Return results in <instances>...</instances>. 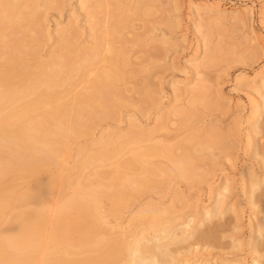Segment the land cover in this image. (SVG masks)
I'll return each instance as SVG.
<instances>
[{
  "label": "rangeland",
  "instance_id": "374dc122",
  "mask_svg": "<svg viewBox=\"0 0 264 264\" xmlns=\"http://www.w3.org/2000/svg\"><path fill=\"white\" fill-rule=\"evenodd\" d=\"M88 1L40 0L41 24L31 34L40 40L36 49L18 44L23 39L19 26L7 25L0 33L5 53L0 52L18 57L34 53V58L22 59L35 73L52 63L65 43H72L78 55L70 59V68L83 62L86 51L99 53L89 62L87 80L108 67L101 59L113 56L110 49L125 76V81H114L119 95L113 93L108 112L91 122L86 113L81 115L76 133L61 145L55 138V152L37 163V171L30 163L18 164L0 179V195L11 187L18 196L40 186L51 188L43 207L12 200L0 213V232L19 212L43 208L46 220L37 250L41 264L52 253L50 234L59 206L73 194L68 178L73 174L77 183H94L98 195L108 183L106 173L123 168L140 152L141 165L124 169L121 179L127 187H132L128 180L135 181L136 196L121 200L119 214L110 211L109 197L96 198L100 203L94 222L104 226L100 235L127 241L133 221L169 210L174 221L165 219L166 226L195 216L204 219L185 241L191 228L184 235L177 231L169 264H264V98L256 91L264 78V0H100V13ZM24 11L29 9L18 12ZM78 85L75 92L83 90L84 84ZM107 139L114 146L125 141L119 153L76 173L87 149L100 153ZM7 151L0 149V159L11 157ZM206 211H215L208 221ZM72 233L69 242L75 245L88 235L84 228Z\"/></svg>",
  "mask_w": 264,
  "mask_h": 264
},
{
  "label": "bare ground",
  "instance_id": "6f19581e",
  "mask_svg": "<svg viewBox=\"0 0 264 264\" xmlns=\"http://www.w3.org/2000/svg\"><path fill=\"white\" fill-rule=\"evenodd\" d=\"M89 1L93 3L96 12H102L104 6H102V0ZM85 3L88 5L87 2ZM42 4L40 0H0V33L4 32L7 25L19 26L22 29L20 30L23 31V39L17 40L18 44L22 45V49L27 48L30 50L32 47L36 49L35 46L40 44V40L38 42V35L32 37L31 34H35L36 29L41 24V22L38 23L40 18L38 9L41 8ZM21 9H29V12H18ZM17 12L18 15H22V18L16 16ZM91 17H93L92 21L95 26H98L99 19L97 16L94 14ZM119 20L118 23H121ZM34 23L39 25H33ZM118 23L117 25H119ZM95 31L94 28L93 32ZM41 34L43 35V33ZM105 36L111 38L109 34H105ZM4 38L1 39L2 42L5 41ZM108 40L110 39L108 38ZM17 42L14 46L17 45ZM4 44L2 43L3 47ZM0 50L3 51L2 48ZM59 50V54L53 57L55 59H52V63L38 67L39 72L37 73L33 72L31 67L25 63V58L22 59L25 56L34 58V53L27 54L29 52L27 51L25 56L18 57L21 54L15 56V53L12 52V54H4L5 51H3L4 53L0 52L4 55L0 54V59L3 60V57H6V60L3 63L1 60L2 64L0 63V149H8L7 153L11 156L8 159H0V179L4 175L12 173L14 167L18 164L30 163L34 166L32 170L37 171V163L42 159H50L55 152L54 145L57 142L54 139L57 138L58 144L61 145L63 139H66L65 137L75 134L77 126L79 128L77 122H80L78 121L80 119L78 118L84 113L89 116L88 120L91 122V120H95L96 116H100L107 109H110L114 103L112 101L114 99L113 93L116 92L114 81L120 82L122 79L125 81V76L122 74L119 64L115 61L116 56L113 49H110V52L114 57L107 59V56L106 58L102 56L104 60L101 59V62L107 63L108 67L105 70H97L95 78L90 81L87 80L88 69L92 66L89 62L92 58H97L99 53L93 52L92 49L86 51L82 55L81 61L83 62L74 69L70 68V59L72 56L76 57L78 55V50L72 43H65ZM108 50L106 51L109 54ZM1 56L3 57L1 58ZM25 79L29 82H24ZM78 83L84 84L83 90L81 91L79 88V92H75L74 89ZM60 88L63 89L60 90ZM115 89L118 90L117 87ZM113 90L114 92H112ZM256 91L264 98V78ZM198 92L200 91L195 93L196 96L199 95ZM118 95L116 94V96ZM69 96H72L71 99ZM68 110L72 112L70 115L67 114ZM120 142L117 146H114L115 143L111 139L105 140L102 153L87 149L80 164L77 168L75 167L77 169L76 173L81 174L92 163L111 158L110 156L119 153V147L125 141L121 140ZM151 151H146V154ZM139 153H133V157L126 162L123 168L119 167L114 172L105 175L108 183L103 185L104 188L99 192L100 199L109 197L108 199L113 202L110 210L113 214H119L122 207L121 200L126 195L129 198L136 196V192L133 191L135 181L128 180L132 187H127L122 184L121 179L124 177V169L141 165L142 157ZM140 170L144 173L143 165ZM73 177L72 174L67 180L70 185L72 184V197L64 200L59 206L60 216L50 234L52 253L41 264H169L174 261L172 257L175 251L171 248V245L175 244L179 238L177 231L180 230L184 235L191 228L186 238L183 239L185 241L194 236L198 231V227L204 222L203 218L198 219L195 216L186 219L180 225L166 226L165 219H169L171 211L159 210L143 214L141 219L133 221L131 236L127 241L111 239L106 236L105 238L104 235H100L102 234L100 229L102 231L104 226L102 228V225L99 226L94 222L98 212L97 203L99 202L96 199L99 194L97 195L98 192L93 189L94 183L87 184L84 181L85 185H82L75 182ZM253 184L255 187L258 185L257 182ZM50 194V187L40 186L34 192L18 196L14 188L11 187L0 195V213L12 200H15L20 206L35 201L43 207L45 198ZM215 211L218 210L215 209ZM215 211H206L203 215L204 218H211ZM171 218L168 223L174 221ZM197 219L199 222L196 221ZM45 220L46 213L43 208L27 210V212H19L14 215L13 219L0 232V264H39L37 250L41 245L42 227ZM194 222L197 225L195 223V226L191 227V223ZM79 228L86 229L88 235L81 237L75 245L72 244L73 242H69V233L77 232ZM148 230L152 232L150 233ZM84 253H87V255L81 257L80 255ZM71 257H74V259H71ZM185 264L189 263L186 262Z\"/></svg>",
  "mask_w": 264,
  "mask_h": 264
}]
</instances>
